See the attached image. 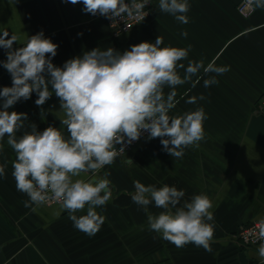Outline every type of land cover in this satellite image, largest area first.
<instances>
[{"label": "crops", "instance_id": "0c3cea01", "mask_svg": "<svg viewBox=\"0 0 264 264\" xmlns=\"http://www.w3.org/2000/svg\"><path fill=\"white\" fill-rule=\"evenodd\" d=\"M240 0H187L189 11L184 24L168 13L161 12L158 0H153V12L144 23L119 38L110 37L105 23L89 22L90 13L83 3L70 0H0V33L17 36L13 49L22 46L27 34L43 32L57 45L51 58L54 66L62 67L71 58L94 48L109 47L123 52L141 42L163 38L161 47L188 48V60L203 61L207 66L230 68L217 75L218 83L204 86L203 69L193 87L186 82L163 89L165 97L175 91L176 105L169 115H182L202 107L204 138L198 146L184 149L182 158L171 157L163 149L160 138H142L137 148L125 157L105 166L94 175L82 178H103L110 173L111 196L96 211L104 218L99 231L89 236L77 230L67 212L60 206H40L36 211L25 207L26 194L18 191L12 177L15 154L0 140V264H264L257 247L244 248L234 239L238 226L264 218V116L252 110L264 94V7H257L249 16H239L235 9ZM187 32V37L181 35ZM6 51L0 48V62L6 61ZM185 68H177L183 78ZM215 75V74H209ZM197 76L192 77L196 81ZM10 73L0 63V89L11 87ZM203 95L205 99L199 97ZM196 97L194 104L187 101ZM37 95L16 102L9 111L26 114L19 137L48 126L58 128L65 138L68 132L60 124L59 98L55 93L37 106ZM2 103V98H0ZM157 187L168 185L183 190L185 201L204 193L212 201L214 226L211 252L194 244L176 247L148 227V213L162 209L150 204L147 212L131 199L134 182ZM86 214L78 212L76 215Z\"/></svg>", "mask_w": 264, "mask_h": 264}, {"label": "clouds", "instance_id": "9594fccd", "mask_svg": "<svg viewBox=\"0 0 264 264\" xmlns=\"http://www.w3.org/2000/svg\"><path fill=\"white\" fill-rule=\"evenodd\" d=\"M72 4L81 0H70ZM83 11L99 13L109 19L132 16L144 9V3H125V0H82ZM257 7H264V0H254ZM187 0H158L161 12L171 14L181 23L187 24L185 15L189 11ZM146 15V14H145ZM144 15V16H145ZM143 19V17H142ZM181 35L187 37V32ZM8 32L0 33V48L6 51V61L0 62L10 73L11 87L0 89V140L7 136V144L15 154L12 161V177L16 189L27 195L25 207L33 211L49 200L59 202L56 213L67 212L73 226L86 235H95L104 222L96 211L110 199V181L105 172L103 178H82L84 173H98L105 166L114 163L124 153V142L131 144L140 138L142 131L148 139L160 138L163 149L171 157L182 158L184 149L198 146L204 138L203 122L207 118L202 107L182 115L170 116L176 105V92L165 97V86H176L199 82L201 69L209 87L218 83L216 76L230 70L213 63L188 60L185 68L180 61L188 58L191 46L178 48L165 46L163 38L155 42H141L122 53L109 47L94 48L82 55L68 59L62 67L54 66L57 45L45 38L43 32L25 35L23 44L13 49L18 37ZM177 68H185L183 78ZM215 74V75H209ZM197 76L196 81L192 77ZM35 92L37 106L43 105L53 92L59 98L62 118L60 124L66 127L68 137L53 126L37 131L31 124V131L17 137L24 127L26 114L9 111L16 102L27 100ZM196 97L187 102L194 104ZM199 99L205 97L201 95ZM120 144L117 149L115 145ZM2 147V145H0ZM0 165V176L5 167ZM131 194L134 203L146 212L150 204L162 209L158 214L148 213V227L176 247L189 243L211 252L214 226L208 221L214 219L210 198L204 194L193 195L190 201L181 205L185 196L183 190L174 186L147 185L134 182ZM86 214L76 215L78 212ZM260 241L258 257L264 261V218L259 221Z\"/></svg>", "mask_w": 264, "mask_h": 264}, {"label": "built area", "instance_id": "2783aa9c", "mask_svg": "<svg viewBox=\"0 0 264 264\" xmlns=\"http://www.w3.org/2000/svg\"><path fill=\"white\" fill-rule=\"evenodd\" d=\"M135 3H144L146 4L144 9L140 10L139 13H134L132 16H126L124 14L121 17H116L114 19L106 18L105 16L100 15L97 13L96 15L89 14L87 19L89 22L100 20L106 25V29L110 37L119 38L125 35L128 31L130 32L133 28L137 27L139 24L146 22L152 15L153 12V0H134ZM125 3H130V0H125ZM239 4L236 6V13L239 16L245 17L250 16L255 9L254 0H240ZM146 14V15H145ZM145 15V16H144ZM143 17V19H142ZM252 110L255 111L256 114L260 116H264V94L258 98ZM148 136L146 131H142L141 136L138 140L133 141L131 144L127 143V138H125L124 142V153H120L118 157H125L131 150L137 148L138 144L141 142L142 138ZM117 149L121 147L120 144L115 145ZM103 169V168H102ZM102 169L98 173H91L97 175L102 172ZM52 205L60 206L59 202L53 200H49L46 204L42 205L44 207H51ZM261 220V219H260ZM254 220L250 224H241L238 226L237 230L234 234V239L238 243V245L244 246V248H254L259 247V239L258 233L261 227L259 221Z\"/></svg>", "mask_w": 264, "mask_h": 264}]
</instances>
